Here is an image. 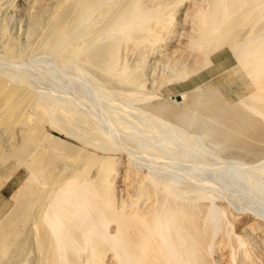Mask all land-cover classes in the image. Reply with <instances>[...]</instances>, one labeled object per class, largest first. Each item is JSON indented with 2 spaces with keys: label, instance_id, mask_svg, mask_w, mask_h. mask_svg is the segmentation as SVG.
I'll return each mask as SVG.
<instances>
[{
  "label": "bare ground",
  "instance_id": "6f19581e",
  "mask_svg": "<svg viewBox=\"0 0 264 264\" xmlns=\"http://www.w3.org/2000/svg\"><path fill=\"white\" fill-rule=\"evenodd\" d=\"M14 1L0 0L6 58L40 50L78 60L232 156L264 157V0H28V25L13 32ZM4 71L0 165L12 156L24 173L0 219V264H264L263 213L234 212L189 180L141 170L127 153L117 161L110 147L96 148L100 156L69 143L47 130L72 133L46 116L23 72ZM172 82L194 88L177 102L145 96Z\"/></svg>",
  "mask_w": 264,
  "mask_h": 264
},
{
  "label": "rangeland",
  "instance_id": "374dc122",
  "mask_svg": "<svg viewBox=\"0 0 264 264\" xmlns=\"http://www.w3.org/2000/svg\"><path fill=\"white\" fill-rule=\"evenodd\" d=\"M14 2L15 10L18 9V11L24 9V6L26 7L28 4V0H15ZM15 10L14 14H12V20L13 22L16 21L17 25L14 22V25L11 27L13 32L18 31L19 21L21 28L25 29L28 25L27 21L23 19L22 10V16ZM82 63L78 60L76 62L75 60L65 61L52 52L40 50L29 51L22 59L17 57L8 59L3 55L0 48V71L15 72L16 70V72H23L27 83L34 89L36 101L43 106L42 109L45 110L46 116L60 126L67 127L72 133L67 135L69 136L67 137L54 131L50 126H46L48 131L62 136L69 143L71 142L93 150L100 156L103 153L96 148L110 147L111 150L104 151L117 161L122 153H127L133 164L140 167L141 170H149L178 184H184L189 180L188 183L193 184V186L195 185L197 190L207 191L210 195L215 196L216 199H222L221 201L226 202L225 204L231 210L233 209L234 212H257L263 213L262 216L264 217V157L255 159L256 161H252L251 159L250 162L244 157L232 156L222 145L218 144L219 141L217 142L213 137V140H211L209 134L210 137H207L206 131H197L198 129L193 131L191 126H186V124H182L178 120H175V122L174 119L167 120L165 116L150 109L147 105L149 99H137L141 94H134L132 95L134 97H132L120 88L116 87L117 89H115V87L112 88L109 84L106 85L96 72H92L91 69L88 70ZM207 82H204L202 86H206V83L209 84L212 81L208 80ZM192 88H194V83L178 85L172 82L162 85V87L153 91L145 87L144 92L145 96L147 94V96L153 95L158 100L165 98L164 101L171 102L169 99L172 98V100L177 102L176 99L182 100L179 94L181 91ZM177 93L179 94V98H176L177 95L173 97ZM144 112L147 113L145 114ZM70 117H73L75 122L71 123ZM130 127H132V131L129 129ZM139 133L143 134V136ZM73 134H79L83 140H79ZM110 135L111 137L113 136L114 140L113 138L111 140ZM141 138H144L143 141H141ZM132 139L134 140L132 141ZM163 140L164 142H162ZM138 144H142V146H138ZM207 148H210V150ZM9 159H12V156L5 159L4 164L8 162L7 165L3 163L0 165L2 168H0V185L3 184L1 177L7 173L10 174V171L12 173L10 177L16 174L17 181L23 176L24 170L21 167L15 166L17 164L14 159L12 161ZM12 162H14V165H10ZM208 181L209 183H207ZM216 192L219 195L214 194ZM9 197H11V194ZM13 200L12 198L10 199V208L13 207Z\"/></svg>",
  "mask_w": 264,
  "mask_h": 264
},
{
  "label": "crops",
  "instance_id": "0c3cea01",
  "mask_svg": "<svg viewBox=\"0 0 264 264\" xmlns=\"http://www.w3.org/2000/svg\"><path fill=\"white\" fill-rule=\"evenodd\" d=\"M16 174L0 185V219L9 211L11 207L10 197L12 188L16 184Z\"/></svg>",
  "mask_w": 264,
  "mask_h": 264
},
{
  "label": "water",
  "instance_id": "95a60500",
  "mask_svg": "<svg viewBox=\"0 0 264 264\" xmlns=\"http://www.w3.org/2000/svg\"><path fill=\"white\" fill-rule=\"evenodd\" d=\"M176 98H179V95H177ZM176 100H179V99H176Z\"/></svg>",
  "mask_w": 264,
  "mask_h": 264
}]
</instances>
